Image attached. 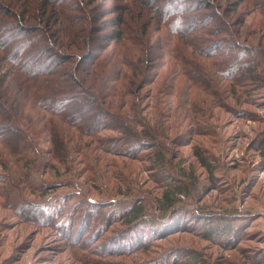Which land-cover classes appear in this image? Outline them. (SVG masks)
<instances>
[{"label": "rangeland", "instance_id": "1", "mask_svg": "<svg viewBox=\"0 0 264 264\" xmlns=\"http://www.w3.org/2000/svg\"><path fill=\"white\" fill-rule=\"evenodd\" d=\"M63 1L70 9L74 2L82 3L81 9L71 10L77 23H56L59 31L48 32L43 21L51 24L54 16L61 22L51 5H42L43 0H3L15 11L6 20L17 25L0 32V127L17 126L16 138L21 142L25 133L35 149L23 164L25 160L17 162L9 155L8 138L0 141V264H251V255L264 249V87L253 86L244 94L239 86L232 95L230 81L223 76L213 79L219 85L214 96L189 92L186 85H191L181 77L174 87L177 67L166 55L172 35L160 21L165 0L131 3L130 8L129 0ZM209 1L230 24L244 17L238 42L264 49L258 21L254 15L245 16L249 1L233 12L236 0ZM121 13L122 37L131 27L144 45L135 48L121 38L87 71L111 31L99 29ZM26 25L31 27L28 32L23 31ZM42 47L56 52L50 65L51 54ZM15 49L23 54L12 64ZM125 55L140 68L144 64L139 57L151 59L144 76L124 69L120 59ZM19 64L35 74L29 76L35 83L18 78ZM58 87L64 92L61 97L69 99L62 115L79 120L91 136L73 128L76 122L63 123L51 115L49 97ZM126 124L135 133L145 129L157 134L131 149L133 157L129 151H112L119 148V127ZM5 129L12 134L9 126ZM57 135L64 142L63 152L56 149ZM197 152L211 171L200 165ZM150 153L161 155L164 172L152 168ZM175 173L185 177L165 183ZM179 188L187 196L176 195ZM52 196L62 203H56L62 205L59 215L47 210L53 204L42 208L51 218L34 215ZM170 199L173 203L166 206ZM19 200L26 205L13 203ZM133 204L146 216L127 227L125 217ZM172 207L184 221L180 218L176 227L171 223L155 233L152 227L144 230L148 219L151 223L152 216ZM97 209L102 219L96 217ZM219 219L233 223L235 233L227 240L210 238L205 231Z\"/></svg>", "mask_w": 264, "mask_h": 264}, {"label": "trees", "instance_id": "2", "mask_svg": "<svg viewBox=\"0 0 264 264\" xmlns=\"http://www.w3.org/2000/svg\"><path fill=\"white\" fill-rule=\"evenodd\" d=\"M129 1L131 2L128 8L131 7V3L134 4L146 0H129ZM149 1L154 3L159 0H149ZM246 1H249V3H246L248 4L249 9L247 10L248 13H246L245 16H247L248 14L249 16L254 15V17L256 18V22L258 21L255 24L256 29L260 30L261 33L264 34V31L261 30L262 28H264V0H246ZM241 2L243 3L244 0L234 1V6L230 12H233L235 6H237ZM74 3L75 4L72 5L70 9L71 5L63 0H52V1L43 0L41 4L44 6L51 5L54 11L56 12L55 16L57 15V17L61 18V22L59 19L58 21H54L56 17L53 16L52 17L53 20L51 24H48L49 23L48 20L43 21V24L46 27H48L47 28L48 32L51 31L52 29L59 31V29H57L55 25L56 23L58 26L64 25L63 24L64 22L68 23L69 25H74V26L76 25L77 18L75 15L71 14V10L73 8L81 9L83 5L81 2L80 3L74 2ZM164 4L166 8L164 10L162 9V11L160 10L161 12L160 21L164 26H166L169 29L172 35L173 41H170L169 44H167L166 52L169 51V53H166V55L169 57L170 62L171 63L173 62L177 67L176 68L177 73L173 72L175 74V79L173 81L174 87L177 86V80L178 78L181 77L186 79L188 81V84L191 85V87L189 88L186 85V88L189 92L191 91V89H195L196 92L199 91L202 93H207L210 96H214L216 91H219L218 90L219 85L213 79L214 77H221V76L227 77V80L230 81L228 87L230 89V94L232 95L235 94V88L239 86H240L239 88L242 89L244 94L249 93L253 86L260 85L259 88L264 87V49L262 48V46L260 47L258 45H252L251 43L238 42L241 40L238 37V35L240 34L241 28L244 27V22H245L244 17H242L240 21L236 22L235 25L230 24L224 18V15L220 13L218 8L216 6H213L214 4L209 0H165ZM190 5L193 6L190 8ZM191 9L194 10L191 12L190 11ZM14 13L15 11L12 12L10 4H6L5 2H3V0H0V32L1 31L4 32L8 28L13 27V25L11 24L17 25V23L14 21L9 22L6 20L14 17ZM123 13L116 15L113 19L107 20L102 24V28L99 29L100 31L105 32L106 28H111V31L107 33L108 35L104 38V40L106 39L107 41H105V46L103 47L102 52L96 56L94 61L95 64H92L91 67L85 68L87 69V71L96 68L97 64L101 62L98 60L101 57H104L105 51L109 48L108 46H110L111 44L115 45L121 42L120 41L121 38L127 40L126 42L128 44L130 43L129 45H132L135 48L144 45V42L142 41L140 35L135 33L131 27H127V30H129V35H124L122 37L121 27L124 20ZM189 13H191V15H188ZM232 26H236L237 29L233 30ZM23 27H24L23 28L24 32H28L31 29V27L27 25ZM253 41H256V39ZM26 49H24L25 52L27 51ZM41 49L45 50L44 51L45 54L48 55L51 54L49 55V59L47 60V62L50 65L51 61H54L53 53L56 54V52L49 48L47 50L45 49V47H42ZM16 52H17L16 49L13 52H11L10 61L12 62V64L18 63L16 61H19L21 58V53L23 54V52H18V54H16ZM86 56H90V53L88 52ZM86 56L85 58H87ZM199 58L208 59V63L207 64L202 63L199 60ZM120 60H121V65L124 66V69L126 68V70L132 71L133 74L135 73L137 75H141V77L144 76L145 65H147L151 61V59H148L147 55L143 57H139V62L141 64H144V66L142 65L143 68L142 69L140 68L139 65H137L138 66L137 67L134 61L131 60L126 55L121 57ZM22 61H24V59ZM17 69L20 73V77H18L19 79L23 78L22 81L28 84L30 83L32 84L34 82L32 81L33 80L32 78L31 79L29 78V76H34L35 74L30 72L29 68H25L24 66H22V64H19L17 65ZM21 70H23L24 73H22ZM125 74L126 73L122 72L120 77H124ZM57 77H58L57 80H59V75ZM62 85L65 84L63 83ZM186 88L184 87L182 91H184ZM248 88H250V90ZM42 90L43 89H41V91ZM62 93L64 92H62L59 87L56 89L54 88V90L50 93V97H49L50 101L48 103H50L51 106L49 108H51L54 111V113L52 112L51 115H54L55 117H57V119H59V121L63 123L76 122L74 124L72 123L73 128L79 130L80 133H82L86 137L91 136L92 131H86L84 133V131L80 128L79 124L77 123L79 120L76 121V119L74 120L73 117L71 119L68 118L67 120V118H65L64 115H62L63 112L67 110L66 103L69 102L68 97H66V99L64 97H61L60 94ZM88 97L90 98V96ZM97 107L98 106H96V109L99 111V108ZM102 112H104V110L103 111L101 110L100 113L103 114ZM105 113L107 114L108 112ZM96 124H94V126H96ZM98 124L103 125L100 124V119ZM141 124L145 126L144 122ZM8 126L10 131H12L11 135H7V133L4 132V130H6L5 128H8ZM119 128H121L120 131L121 137L118 136V141H120V146L119 148L116 147V149H114L115 147H112L113 149L112 151L121 153L122 150V152L123 153L125 152V154L127 155L129 151V156L131 157L134 156V153L132 154L130 150L138 149L137 146H139L142 139H145V137L155 139V137L157 136L155 131L150 133L145 129H142L140 133H135L134 131L131 130V127L128 126V124L124 126L121 125ZM1 129H2V133L0 134V141L4 143L6 138H8V140L10 141V145L8 146L9 155H13V157L16 159L17 162L18 161L22 162L20 160L23 159L25 160L23 164L25 162L27 163L28 160L26 159L29 153L33 152V150L35 149L32 141L26 140V134L23 133L22 135L23 139L20 142L21 138H19L18 140V138H16L17 136L14 135L15 131H19V128L15 125L9 124L6 125V127H0V132ZM60 138H61L60 135L55 136V141H57L58 143V145L55 144V146H57L56 149L58 152H63L64 142L61 140L62 138L61 139ZM149 144L153 145L155 144V142H150ZM60 155L61 154H58L57 157H60ZM150 157L152 158L153 161L152 168L159 167V171L164 172V168L162 167V165H160L163 164L162 162L163 160L160 159L162 158L161 155L159 153L156 154L150 153ZM195 158L199 161L202 167H205L207 170L211 171V167H209L208 169V164H206V160L203 155L197 152L195 153ZM180 176L182 178L185 177L184 175H182V173ZM180 176L178 174H176L175 177L174 175H169L167 176L168 179L167 181H165V183L170 182L168 181L169 179L170 180L182 179ZM12 189L13 188L9 186V190ZM175 194L179 196H187L186 195L187 193H185V191L180 188L175 192ZM57 198L55 196L48 197L47 202L41 203L39 207H36L38 211L35 212L36 214L34 215L39 216L44 220L51 218V215L49 216V213L46 211V209H42V208L43 207L46 208V206L53 204L51 205V209H47V210L56 213V215L58 216L59 213L62 211L61 210L62 205L59 206L58 204H56V203L59 204L61 203L59 200H57ZM165 198H168V195H166ZM171 200L172 199L168 201L166 206L171 205L173 203ZM88 201L89 203H93L92 200H88ZM13 203L14 204L18 203L20 205V208H22L21 206L26 205V203L22 200H19L17 202L13 201ZM128 211L129 214L127 213V216L125 217L126 224L128 225L127 227H131L137 222L139 224V220L141 221V219L146 216V212L141 209L140 205L133 204ZM179 212L180 210H177V207H172L171 209H169L168 212L165 211L164 213L156 214L152 216V219H155V221L152 220L153 222L150 223L148 222L149 221L148 219L147 220L148 225L146 223H143L142 221V226L147 225V227L144 230L150 229L152 227L151 231H153L154 233L156 231H162L164 228L170 227L171 223L172 225H175L177 223L176 220L179 221L180 218L184 221L185 219L184 215H182ZM96 213H97L96 217L97 218L100 217L102 219L103 212L100 209H97ZM49 223H51V221H49ZM232 224L233 223L231 222L223 221V219H219L218 221L215 220L211 224H209L207 228H205V231L208 232L207 236L210 238L216 236L217 238L227 240L231 234L235 233ZM174 227H176V225ZM175 229L176 228H174V230ZM128 231L129 229L126 232ZM250 258H251V264H264V249L261 252H257V254L254 255L253 257L251 255Z\"/></svg>", "mask_w": 264, "mask_h": 264}]
</instances>
